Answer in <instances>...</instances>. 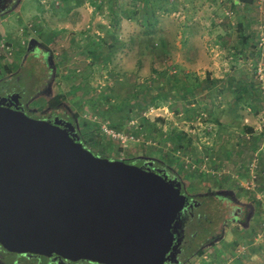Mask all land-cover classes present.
<instances>
[{"label": "rangeland", "instance_id": "obj_1", "mask_svg": "<svg viewBox=\"0 0 264 264\" xmlns=\"http://www.w3.org/2000/svg\"><path fill=\"white\" fill-rule=\"evenodd\" d=\"M137 1L18 0L0 15V83L19 72L26 99L39 89L35 41L55 67L36 103L60 96L84 148L156 161L189 194L225 191L250 205L245 226L227 222L183 263L228 264L264 235V0ZM110 16L118 35L106 41ZM130 49L136 60L122 63Z\"/></svg>", "mask_w": 264, "mask_h": 264}, {"label": "water", "instance_id": "obj_2", "mask_svg": "<svg viewBox=\"0 0 264 264\" xmlns=\"http://www.w3.org/2000/svg\"><path fill=\"white\" fill-rule=\"evenodd\" d=\"M0 1L1 15L18 0ZM69 126L71 134L0 104V245L97 264H164L177 248L166 256L182 182L96 156Z\"/></svg>", "mask_w": 264, "mask_h": 264}, {"label": "flooded vegetation", "instance_id": "obj_3", "mask_svg": "<svg viewBox=\"0 0 264 264\" xmlns=\"http://www.w3.org/2000/svg\"><path fill=\"white\" fill-rule=\"evenodd\" d=\"M29 43L27 44V50ZM35 52L40 58L38 62H36L37 64H33L37 65L43 72H45L43 67L47 70L45 76L41 75L42 71L37 72V77L34 76L36 81L41 79L39 82V89L26 99L25 96H27L28 91L24 84L23 75L18 72L15 75L7 77L0 83V104L10 109L22 111L32 119L46 121L50 124L56 122L58 127L65 128L69 134L73 133L69 126V124H72L75 128L74 133L79 135V141L83 144L78 129V123L72 117L68 109L64 108L61 102L51 103L55 95L46 101L45 107L37 105L36 99L34 98L35 95H48L50 93V86L55 79V67L51 61L50 52L45 46L35 43L34 46H31V49L28 50L27 54H34ZM32 76L33 75H31V78H33ZM17 93L19 96L16 97L14 101H11V96ZM31 103H34L35 106L31 107ZM125 162L141 166L145 170H160V175H166L167 178L171 180H178L168 171L166 166L156 161L137 158L135 161ZM181 192L186 196L185 204L175 220L174 230L172 231L174 240L166 256L173 252L172 247L174 245H176L177 248L174 251L175 255L166 260L164 264L185 263V261L190 260L195 253L215 244V242L222 237L223 229L227 222L238 221L239 224L243 225L245 221L247 224L253 216V208L234 198L230 192L219 191L203 195L189 194L184 189L183 183ZM249 214L250 217L248 219ZM0 264L97 263L88 260L73 261L55 256L46 258L37 254L16 253L8 251L0 245Z\"/></svg>", "mask_w": 264, "mask_h": 264}, {"label": "crops", "instance_id": "obj_4", "mask_svg": "<svg viewBox=\"0 0 264 264\" xmlns=\"http://www.w3.org/2000/svg\"><path fill=\"white\" fill-rule=\"evenodd\" d=\"M139 0L136 2L138 3ZM115 5V2L111 3L110 5ZM118 15V14H116ZM122 15H124L122 13ZM121 15V17H123ZM119 16V15H118ZM111 16H110V20L107 21V25L109 24L108 28H107V33L105 35V40L108 41L110 39L111 35H118L117 31H114V25H112L111 22ZM112 26V29H111ZM111 29V30H110ZM127 54V56H126ZM135 55V56H134ZM162 53L159 54V57H161ZM136 60V50L135 49H130V50H126L122 56V63H125L126 61H135ZM247 244L249 246L248 250L252 253H248L246 250V247L242 250H239L238 253L236 255H238L237 257H239L238 259H232L228 264H264V235L258 238H254V239H250L248 240ZM252 254V255H250ZM243 255V256H241ZM219 259V258H217Z\"/></svg>", "mask_w": 264, "mask_h": 264}, {"label": "trees", "instance_id": "obj_5", "mask_svg": "<svg viewBox=\"0 0 264 264\" xmlns=\"http://www.w3.org/2000/svg\"><path fill=\"white\" fill-rule=\"evenodd\" d=\"M241 3H243V4H246V5H252L253 4V1L254 0H239ZM246 40V38H243V40L242 41H245ZM162 56V55H161ZM61 101V99H60V96H58V95H56L55 97H54V99L51 101V103H59ZM248 129V131L249 132H251L252 131V129L251 128H247ZM202 254V252H200L198 255H201Z\"/></svg>", "mask_w": 264, "mask_h": 264}, {"label": "built area", "instance_id": "obj_6", "mask_svg": "<svg viewBox=\"0 0 264 264\" xmlns=\"http://www.w3.org/2000/svg\"><path fill=\"white\" fill-rule=\"evenodd\" d=\"M113 136L117 137V136H119V135H117V134H113ZM131 138H133V137H131ZM121 139H122L123 142L127 140L126 137H122V136H121Z\"/></svg>", "mask_w": 264, "mask_h": 264}]
</instances>
